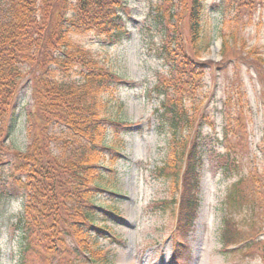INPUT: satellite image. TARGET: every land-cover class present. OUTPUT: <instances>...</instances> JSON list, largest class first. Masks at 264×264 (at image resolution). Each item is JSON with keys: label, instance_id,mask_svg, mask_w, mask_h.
Segmentation results:
<instances>
[{"label": "trees", "instance_id": "trees-1", "mask_svg": "<svg viewBox=\"0 0 264 264\" xmlns=\"http://www.w3.org/2000/svg\"><path fill=\"white\" fill-rule=\"evenodd\" d=\"M228 1L238 10L255 0ZM205 5V0H162L156 10L162 50L175 77L155 86L170 149L160 170L174 186L164 204L177 211L179 235H185L201 207L203 125L191 80L204 65L197 59L212 43ZM124 8V0H0V231L5 207L15 197L21 202L11 223L19 234L18 264H78V256L91 264L110 262L101 244L107 220L95 206L100 190L112 191L118 181V172L107 166L110 154L122 148L123 120L113 117L109 106L122 82L82 38L94 37L103 46L122 41ZM226 22L217 25L223 56L237 36ZM248 55L264 81V58L256 49ZM26 85L31 103L24 108ZM187 100L191 109L185 107ZM22 116L25 145L18 151L14 140ZM241 185L242 179L229 194L232 202L238 201ZM220 232L224 250L245 244L253 254L259 244L238 243L229 214Z\"/></svg>", "mask_w": 264, "mask_h": 264}, {"label": "rangeland", "instance_id": "rangeland-1", "mask_svg": "<svg viewBox=\"0 0 264 264\" xmlns=\"http://www.w3.org/2000/svg\"><path fill=\"white\" fill-rule=\"evenodd\" d=\"M124 3L127 35L122 41L103 46L94 37L82 38L122 82L109 106L113 117L123 120L122 148L110 154L112 162L107 166L118 172V181L112 191L100 190L95 206L107 220L101 244L109 253V264H264V81L255 59L248 55L256 49L264 58V0L238 10L231 9L228 0H205L212 43L197 59L204 65L191 80L203 125L201 207L185 235L177 232V211L164 204L175 191L160 170L170 159V149L156 110L155 86L175 78L169 56L162 50L156 14L162 0ZM223 19L237 31L226 56L217 26ZM25 87L24 108L31 103V90ZM185 105L191 109L193 104L187 100ZM22 117L14 140L18 151L25 145ZM240 179L241 194L232 202L228 196ZM20 206L14 197L5 207L0 264H18L19 234L11 223ZM228 214L239 232L238 243L258 240L253 254L245 244L229 250L222 247L220 231ZM78 259V264H91L86 257Z\"/></svg>", "mask_w": 264, "mask_h": 264}]
</instances>
